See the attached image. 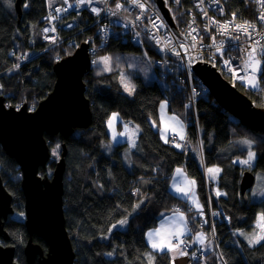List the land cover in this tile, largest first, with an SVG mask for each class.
<instances>
[{
  "label": "trees",
  "instance_id": "16d2710c",
  "mask_svg": "<svg viewBox=\"0 0 264 264\" xmlns=\"http://www.w3.org/2000/svg\"><path fill=\"white\" fill-rule=\"evenodd\" d=\"M15 1L0 0V94L10 104H37L54 86L56 76L53 65L57 58L73 53L75 45L68 47L65 43L47 49L38 32V23L47 9L46 0H22L20 20ZM76 14L81 18V27L70 33L75 35L80 45L85 38L81 35L86 33L87 37L94 27L90 18L85 22L83 14ZM70 33L65 35L70 36ZM142 49H146L153 60L155 52L147 41L135 45L113 38L102 53H139ZM34 51L40 53L18 63L21 57L30 56ZM134 80L135 91L130 96L123 91L118 68L104 72L97 66L93 67L84 77L86 97L91 104V126L77 129L66 138L46 135L54 147L63 143L67 146L63 203L67 232L75 252L74 264H171L169 253L151 250L146 232L155 227L159 217L170 211L173 205L186 204L169 189L177 166H185L206 203V182L200 153L197 157L191 150H178L160 137L161 103L168 94L169 109L183 113L182 94L172 86L165 92L158 82L146 83L140 76ZM242 92L264 108V93ZM198 111L201 141L193 126L188 127L187 136L196 151L201 145L207 167L221 169L218 188L224 191L225 196L213 197V205L229 218L227 223L218 226L226 262L264 264V240L250 245L241 235L247 230L257 231L260 214L264 213V200L244 202L240 180L245 169L234 162V159L248 154V150L239 148L236 142L248 139L256 153V164L251 170L264 171V134L238 121L212 96L209 101L198 102ZM113 112L119 113L124 121H132L138 126L140 135L134 150H129L126 143L117 144L110 154L103 150V143L110 140L107 121ZM124 153H127L126 157ZM54 166L55 161L51 159L42 172L51 174ZM0 176L13 197L15 213H25L21 170L1 145ZM210 185H213L212 182ZM129 215V227L115 230L107 237L111 225ZM5 229L10 240L4 242L0 239L1 243L14 245L15 261L27 264L24 247L29 236L24 220L11 216L5 222ZM34 240L46 253L48 246L45 240L37 236ZM151 251L154 253L149 259L146 255ZM36 264H39L38 261Z\"/></svg>",
  "mask_w": 264,
  "mask_h": 264
},
{
  "label": "water",
  "instance_id": "95a60500",
  "mask_svg": "<svg viewBox=\"0 0 264 264\" xmlns=\"http://www.w3.org/2000/svg\"><path fill=\"white\" fill-rule=\"evenodd\" d=\"M156 3L172 28L178 30L164 0ZM15 10L21 13L22 0L15 1ZM90 46L82 42L75 51L54 64L57 81L54 89L42 99L36 110L29 112L27 106L16 109L8 107L6 97L0 94V145L7 156L15 159L21 169L22 189L25 197L24 223L28 241L24 247L27 264H74L75 252L66 227L64 212V174L67 148L63 144L60 160L52 178L40 176L51 157L47 135L69 137L77 129H87L92 123L90 100L86 97L84 75L91 70ZM196 75L209 88L214 100L229 114L250 129L264 134V108L236 87L231 86L208 63L194 65ZM255 175L245 171L240 180V193L244 202ZM15 212L13 197L0 176V239L9 242L5 222ZM34 236L45 240V253ZM16 247L2 244L0 240V264H19L15 261Z\"/></svg>",
  "mask_w": 264,
  "mask_h": 264
},
{
  "label": "built area",
  "instance_id": "2783aa9c",
  "mask_svg": "<svg viewBox=\"0 0 264 264\" xmlns=\"http://www.w3.org/2000/svg\"><path fill=\"white\" fill-rule=\"evenodd\" d=\"M104 1L79 3L78 0H64L62 4L48 6L40 19L44 23L41 39L49 44L67 43L68 47L76 45L75 36L70 32L81 27L77 18L72 17L78 13L74 9L79 6L86 8V22L93 16L96 18L91 25L96 27V31L87 39L92 54L107 48L113 38L123 42L130 41L135 45H142L147 41L155 52L153 61L159 72L165 75L176 91L183 93V109L189 123L198 132V102L205 101L210 92L201 86V79L192 70V65L196 62H191L193 78L191 83L187 82L182 64L191 60L192 54L186 51L189 46L181 47V40L190 42L195 56L215 67L232 85L248 87L247 81L252 75L258 78L259 86L264 85V20L260 19L264 16L262 0H246L252 9L248 8L249 5L242 8L240 0H195L200 17L191 10H186L184 0H170L172 6L180 12L187 11L185 17L178 21L180 27L184 28L179 34L154 0H138V3H133V0H107L108 4ZM117 4L122 7L117 8ZM139 4H143V7H139ZM93 8L98 11H92ZM224 25H227L226 29ZM237 25L246 27L247 32L237 28ZM66 33L71 35L66 36ZM253 47L256 48L254 55L260 61L254 74L251 69L245 71L243 67ZM225 61L229 63L226 64ZM231 69H235V74ZM245 76L248 79H240ZM192 115L195 116L194 120ZM228 220L219 211L210 210L209 214H201V226L215 239H218V225L225 224ZM217 244L219 245V241ZM219 261H223V258L220 257Z\"/></svg>",
  "mask_w": 264,
  "mask_h": 264
},
{
  "label": "rangeland",
  "instance_id": "374dc122",
  "mask_svg": "<svg viewBox=\"0 0 264 264\" xmlns=\"http://www.w3.org/2000/svg\"><path fill=\"white\" fill-rule=\"evenodd\" d=\"M70 1H74V0H70ZM184 1L186 2V10L189 9L195 15L200 17V14L198 13V10H197V6H196L195 0H184ZM46 2H47L48 6H53V5L62 4L64 2V0H46ZM94 2L98 3V0H94ZM104 2L106 4L109 3V1H107V0H105ZM164 2H165L166 7L170 10V16H171V18L173 20L174 25L176 26L177 29L181 28L178 21H181L185 17V14L187 13V11L185 10L183 12H180L179 9H177V8L172 6L170 0H164ZM154 3L157 5L156 0H154ZM240 4H241L242 8L244 6H246V5H249L248 8L252 9V6L249 3H247L246 0H240ZM157 7H158V5H157ZM240 10L243 11V9H240ZM74 11L80 13L81 15L82 14L84 15V13L86 11V8L76 6ZM72 17L77 18V20L81 23V18L79 17V15H77L75 13V14L72 15ZM84 17H85V15H84ZM95 19L96 18L93 16L91 18V21L94 22ZM85 22H86V19H85ZM38 26H39L38 32H39L40 37H41V35L43 34L44 23L40 20V23H38ZM95 31H96V27H94L93 31L90 34H88L87 37H86V33L84 35H81L82 37H85L84 38V42H87V39L89 38V36L93 35L95 33ZM76 42H77V44L75 45V47L74 46H71V47H74L76 49L79 46L78 39H76ZM105 49L106 48H104L103 50H105ZM99 53H101L102 55L99 54ZM99 53L97 54V58L95 60L96 66L100 70H102L104 72H109L111 70H116V68H118L120 70V83H121V85L123 87L124 92L129 94V95H133L134 91H132L131 93L129 91H127L125 89V84L127 83L130 86H133L134 90H135V80L134 79H135V77H138V76H140L146 83L158 82L160 84V86L162 87V89L165 90V92H166L167 89L171 88L170 83L166 82L161 77L159 70L156 69L154 61L152 60V58L150 57V55H149V53L147 52L146 49H142V52H139V53H135V52H121V53H114V54L110 55V54L102 53V50L99 51ZM105 57L110 58L107 63H105V60H104ZM29 59L30 58L27 59L25 56H23L22 59L21 58L19 59L18 63L26 62ZM228 74H230V73L228 72ZM122 77L124 78L123 82H122ZM250 77L251 78L249 80H251L253 83H255V85H256L255 87H252L249 84V80L247 81L248 87L243 86V85H237V87L241 88L242 90H247L248 89V90H250L252 92H256V90H259V89H264V85H261V86L258 85V78L257 77H255L254 75H252ZM182 99H183V94H182ZM167 101L169 102V106H170V101H169V98H168V94H167L166 100H164L162 102V105L160 107V108H164L165 106L167 107L166 111L163 110L162 116L160 115V108H159V120H160L159 132H160V137H161V131L162 130H164V132H166V133L167 132L169 133V129H175L176 130V134H174V136H172L170 138V140L168 142H165V143H169L170 142L175 148H177V146H181V148H177L178 150H183V149H186V151L191 150L192 154L196 155L197 157H198L199 153L202 155V158L200 157V160H201L200 165H201V169L203 170V173H204V176H205L204 179H205V182H206V185H205V195H206L205 201H206V203H204V207L201 210H199V211H197L193 206L188 205V204L187 205L190 207V210H191V212L193 214L197 212L199 226L204 231V233L208 236V240H209L211 248H212L211 249V255H212V260H213L212 264H227L225 256H224V253H223V250H222V247L220 245V241H222V239H220V237H219L218 227H217L218 239H215L212 236L211 233H209L206 229H204L201 226V214L203 212H206L207 214H209L210 210L223 212L220 208H217V207H215L213 205V197L217 198V197H220V196H223V195L225 196V194L223 193L224 191L222 192V190H220L218 188V176L220 174V171L219 172L209 173L208 169H210V167H207L205 165V163H204L203 151L201 149V145L200 144H199L198 151H196L195 147L192 145V143L190 141L189 142H186V141L181 142V140H180L181 139V135L186 132V129L188 130L189 126H191V127L193 126L194 127V129L196 130L197 138H198V140L201 141V128H200V131L198 132L196 127L189 123V120L187 118V115H186L184 109H183V113H177V112L174 113V116L177 118L178 122L172 123L171 120L169 119V117L167 116V114L172 115V113L169 110L168 105L166 104ZM263 102H264V100H263ZM22 104L18 103L17 105L22 106ZM261 105H263V104H261ZM182 108H183V106H182ZM172 112H174V111H172ZM179 123H180V125H179ZM177 134L179 136H177ZM132 137H133V135H132V133H130L129 134V138L131 139ZM187 138H188V136H187ZM244 141H250V140H248V139L240 140V141L236 142L237 146L239 148H241V149H247L248 152L252 151V152L255 153V151H253L252 148H251L252 147V142L250 141L251 144L249 145V144L244 143ZM116 145H117V143L115 142V139L114 138L113 139L110 138L109 141H106V142L103 143V150L110 154L113 151V149H114V147ZM130 149H131V147H130ZM131 150H133V148ZM51 152H52L51 159L54 160V161H57L60 158V154H61L60 147L58 145L56 147L53 146ZM124 155L126 157L127 153H124ZM247 157H248V154L244 158L239 157L240 163H241V161L247 159ZM234 162L236 164L239 163L238 161H235V159H234ZM126 164L129 166L128 160H126ZM241 164L245 166V167L241 166L245 170H246V168L252 169V167H254V165L256 164V153H255V159L251 162V165H246V164H243V163H241ZM254 174H255V183L249 189L247 197H248V201L250 200L251 202L257 203V202H260V201L264 200V171H262L260 169H256L254 171ZM208 177L210 178V180L208 179ZM211 179L214 181V184H213L214 186L210 185V182H212ZM207 189L209 190V195H207ZM139 204L140 203L137 204L136 209L138 208ZM136 209H135V211H136ZM171 210H173V211L179 210V212H182L181 205H179V204L173 205ZM130 216L131 215L125 216L124 218H122L118 222L112 224L111 227H110V231H109L107 237L115 230H126L127 227H129L128 226V222H129ZM13 217L24 220L25 219V213H15L13 215ZM122 220L126 221V223L120 224L119 222L122 221ZM113 226H115V227H113ZM254 232H255V229H251L250 231H248V230L244 231V232H242L243 235L241 234L242 238L244 240L248 241L247 236L251 235ZM190 240H191V237H189V236L183 239V241H184L183 242V251L186 254L190 255L191 264H205L207 262V255L208 254L204 250H202L201 248H198L197 246H199V245L191 246L190 245ZM218 241H219V245L217 244ZM198 252L202 253V255L195 256ZM153 253H154L153 251L147 253V255H146L147 258L150 259V256H151V254L153 255ZM220 257L223 258V261H219Z\"/></svg>",
  "mask_w": 264,
  "mask_h": 264
},
{
  "label": "crops",
  "instance_id": "0c3cea01",
  "mask_svg": "<svg viewBox=\"0 0 264 264\" xmlns=\"http://www.w3.org/2000/svg\"><path fill=\"white\" fill-rule=\"evenodd\" d=\"M166 104L169 107V102L168 101L166 102ZM161 105H162V103H161ZM161 105H160V107H161ZM163 110L166 111L167 107L165 106L164 108H160V115L161 116H162ZM170 112L172 113V115L167 114V116L169 117L171 122L172 123L178 122L177 118L174 116L175 112H172L171 110H170ZM113 114H116V118L115 119H113ZM113 114L111 115V117L109 118V120L107 122L108 132H109L110 138L113 139V137L115 135V142L117 144L126 143L128 145V147H129V149L131 147V149L133 148V150H134L136 145H137L138 138H139V135H140V130H139L138 126L135 123H133L132 121H127V122L123 121V119L121 118V116H119L118 113H113ZM173 118H175V119H173ZM110 121L112 122V126L109 125ZM120 122H122V124H121V127L119 128L118 124ZM179 125H180V123H179ZM125 132L127 133L126 135H124V136L119 135L120 133H125ZM133 132L135 133L134 135H133ZM130 133H132V135H133V137L131 139L129 138V134ZM167 133L164 132V130L161 131V138H162V140L164 142H168L170 140V138L172 136H174V134H176V130L175 129H169V133L168 134ZM177 136H179V135L177 134ZM181 137H183V138L180 139L181 142H184V141L189 142L188 138H187V129H186V132L181 135ZM133 140L135 141V147L132 146V141ZM177 148H181V146H177ZM200 157L202 158L201 154H200ZM235 161L239 162V163H237L238 165L244 166V165H242L240 163V159L239 158H236ZM178 168L182 169L184 171V173H186L187 178L189 180H193L189 176L187 170L185 169V167L183 165L177 166L174 169L173 173H172V177H171L170 184H169V189H170L171 193L173 195L179 197L183 201H185L186 204L193 206L197 211L201 210L204 207V202H203V200H202V198L200 196V193L197 190L196 183L193 186V192H194V197H195L196 201L201 206L200 208H197L196 205L193 204V199H192V194L191 193L189 194V196L186 197L182 193L176 192V190L173 188L174 182H176L177 180L181 179V178H177L176 177V169H178ZM210 168L219 169V171L221 173V169L219 167H217V166H213V167H210ZM208 179L210 180L209 177H208ZM212 184H214L213 180H212ZM247 195H248V192H247ZM180 213H182V212H180ZM159 218L160 219H159L157 225L155 227H153V228H150L146 232L147 241H148V243L150 245L151 250L156 251V252H167V253H169L170 256L172 257V264H191L190 255L189 254L180 255V250H183V243H180V240H183L184 238L189 236V237H191V240H190V245L191 246L199 245L197 247L201 248L202 250H204L208 254L207 255V262L205 264H212V261H213L212 260V255H211V249L212 248H211L210 242L208 240V236L204 233V231L199 226L197 212L192 214V215L185 216L183 214V217H178L176 215V211L170 210V211L164 212ZM169 218H171V219H169ZM173 221H175V224H173ZM185 223H186V226H187L188 230L185 231L184 235L180 236L178 239H176V238L172 239V243L173 244H179V249H173L172 251H169L167 249H165L164 251H158L157 249L152 248L151 241L148 238V233L149 232L153 231L156 228H160L162 224L165 225L166 227L170 228V229H173V228H175L177 226L183 228ZM201 234H203L204 237H205V241H204L203 244H200L197 241V236H199Z\"/></svg>",
  "mask_w": 264,
  "mask_h": 264
},
{
  "label": "snow or ice",
  "instance_id": "6c2138e0",
  "mask_svg": "<svg viewBox=\"0 0 264 264\" xmlns=\"http://www.w3.org/2000/svg\"><path fill=\"white\" fill-rule=\"evenodd\" d=\"M79 3H85L88 2L90 3L91 0H78ZM133 3H138V0H133ZM262 4H264V0H262ZM117 8L122 7L120 4L116 5ZM139 7H143V4H139ZM92 11L96 12L98 11L97 9L93 8ZM261 20H264V16L260 17ZM225 29L227 28V25L223 26ZM237 28H241L243 31L247 32V28L241 25H237ZM54 30V29H53ZM258 43V42H257ZM181 47H183V45H181ZM219 51V48H218ZM256 52V48L253 47L252 52L248 53V59L246 61H244V70L247 71L248 69H251L253 74L257 71L258 66L260 65V61L258 59H256L254 53ZM110 58L105 57V63L108 62ZM226 64H228V61H225ZM234 74H235V69H231ZM123 77H122V82H123ZM240 79H248V77H240ZM249 84L252 87H255V83H253L251 80H249ZM125 89L127 91H129L130 93L132 91H134V87L130 86L129 84H125ZM163 107V106H162ZM116 118V114H113V119ZM175 119V118H173ZM109 125L112 126V122H109ZM127 127V126H126ZM127 133H120L119 135L124 136ZM135 133L133 132V135ZM115 139V135L113 137ZM183 138V137H181ZM244 143L246 144H251L250 141H244ZM132 146L135 147V141H132ZM255 159V153L252 151L248 152V157L247 159L241 161V163L246 164V165H251V162ZM209 173H213V172H219V169H208ZM176 177L177 178H181L179 180H177L176 182H174L173 184V188L176 190V192L178 193H182L184 196H189V194H192V199H193V204L196 205L197 208H200L201 206L198 204V202L196 201L195 197H194V192H193V186L195 185V181L194 180H189L187 178L186 173H184V171L182 169H176ZM176 215L178 217H183V213H180L179 210H176ZM171 219V218H169ZM120 224H124L126 223V221H120ZM173 224H175V221H173ZM115 227V226H113ZM257 231L252 233L251 235L247 236L248 239V243L251 244H256L259 243L260 241L264 240V213L260 214L259 220L257 222ZM187 226L186 223L184 225L183 228L177 226L173 229H170L168 227H166L165 225H161L160 228H156L153 231L148 233V238L151 241V246L154 249H157L158 251H164L165 249L172 251L173 249H179V244H173L172 243V239L176 238L178 239L180 236L184 235L185 231H187ZM243 235V233H241ZM197 241L200 244H203L205 241V237L203 234L197 236ZM183 240H180V243H183ZM186 253L183 252V250H180V255H185Z\"/></svg>",
  "mask_w": 264,
  "mask_h": 264
},
{
  "label": "bare ground",
  "instance_id": "6f19581e",
  "mask_svg": "<svg viewBox=\"0 0 264 264\" xmlns=\"http://www.w3.org/2000/svg\"><path fill=\"white\" fill-rule=\"evenodd\" d=\"M16 13H17V15H18V18H19V20L21 19V17H22V14H23V6H21V13L19 14V12L18 11H16ZM178 30V34L179 33H182L183 31H184V28H178L177 29ZM42 40V39H41ZM181 40V39H180ZM42 42H43V40H42ZM44 44H46L45 46H46V48L47 49H49V48H52L53 46H55V45H60V44H49V43H45V42H43ZM181 43H182V45H183V47L182 48H184V47H186V46H189V49L188 50H186L188 53H190V54H192V59L191 60H188V61H185L182 65H183V68H184V70L186 71V80H187V82L188 83H191V80H192V78H193V73H192V71L190 70V65H191V62H196V63H194L193 65H192V70H193V72L196 74V72H195V70H194V65L195 64H197V63H206L205 61H203V60H200V58L198 57V56H195V52H194V50H193V47H192V44L190 43V42H188V41H182L181 40ZM40 53V51H34V52H32L31 53V55L30 56H25L27 59L28 58H32V57H34V56H36V55H38ZM99 52H97V53H95V54H92V53H90L91 54V67L93 68V67H95L96 66V62H95V60H96V58H97V54H98ZM72 54V53H71ZM70 54V55H71ZM67 56H69V55H67ZM64 57H66V56H64ZM64 57H59V58H57V61L56 62H58V61H60L62 58H64ZM21 59H22V57H21ZM55 62V63H56ZM54 63V64H55ZM92 68H91V70H92ZM90 70V71H91ZM53 71H54V65H53ZM89 71V72H90ZM54 73H55V71H54ZM88 73V72H87ZM86 73V74H87ZM218 73L221 75V77L224 79V80H226L225 78H224V76L218 71ZM85 74V75H86ZM85 75H84V77H85ZM160 75H161V77L166 81V82H168L167 81V78L165 77V75L163 74V73H160ZM55 76H56V73H55ZM56 81H57V78H56V80H55V83H56ZM202 81V80H201ZM227 81V80H226ZM85 82V81H84ZM228 82V81H227ZM55 83H54V86H55ZM86 84V83H85ZM231 84V83H230ZM54 86H53V88H52V90L54 89ZM201 86L203 87V88H207L208 90H209V88L203 83V82H201ZM231 86H233V87H236L237 89H239L241 92L243 91L241 88H239V87H237V86H234V85H232L231 84ZM123 88V87H122ZM51 90V91H52ZM51 91H49L48 92V94L51 92ZM124 91V90H123ZM135 91V90H134ZM247 91H249L248 89H247ZM264 91V89H259V90H256V92L258 93V94H261V93H264L263 92ZM209 92H210V96L205 100V101H209V100H211V96H212V94H211V91L209 90ZM243 93V92H242ZM48 94L43 98V99H45L47 96H48ZM127 94V93H126ZM183 94V93H182ZM3 95V94H2ZM127 95H129V94H127ZM246 95V94H245ZM131 96V95H130ZM213 97V96H212ZM42 100V99H41ZM40 100V101H41ZM183 100H184V97H183V99H182V106H183ZM39 101V102H40ZM39 102L36 104V103H28V102H17V104L18 103H23L22 104V106H19V105H17V104H10V103H8L7 102V99H6V101H5V103H6V105L8 106V107H10V106H15L16 107V109H20L21 107H23V106H27V109H28V111L29 112H33V111H35L36 110V108H37V106H38V104H39ZM252 103L254 104V105H256L257 107H261V106H259L258 104H256V102L255 101H252ZM263 108V107H262ZM113 113H117V112H113ZM112 113V114H113ZM119 114V113H118ZM119 116H120V114H119ZM194 115H192V118H193V120H194ZM122 118V117H121ZM124 121V120H123ZM108 122V121H107ZM125 122H127V121H125ZM119 124H122V122H120ZM119 124H118V126H119ZM46 135L47 134H45V139L47 140V142H48V144L50 145V148H51V151H52V148H53V145H52V142H51V140L50 139H47V137H46ZM54 143V142H53ZM63 144H65V143H63ZM63 144H61L59 147H60V149H61V154H60V158H61V155H62V151H63V147H62V145ZM66 145V144H65ZM66 148H67V146H66ZM51 157H52V152H51ZM51 157H50V160H51ZM60 158L57 160V161H55V166H54V169H53V171H52V173L50 174V173H43L42 172V170H46V168H47V166L45 167V168H41L40 170H39V175L40 176H48V178H52V176H53V173H54V170H55V167H56V164H57V162L60 160ZM254 167H255V165H254ZM254 167H252V169L254 168ZM245 171H251L253 174H254V172L251 170V169H247V170H245ZM255 175V174H254ZM254 183H255V177H254V181H253V184H252V186L254 185ZM251 186V187H252ZM250 187V188H251ZM181 209H182V213L185 215V216H188V215H192L193 213L191 212V210H190V207L187 205V204H182L181 205ZM200 255H201V253L200 252H198ZM170 255V254H169ZM171 264H172V257H171Z\"/></svg>",
  "mask_w": 264,
  "mask_h": 264
},
{
  "label": "flooded vegetation",
  "instance_id": "af4514ba",
  "mask_svg": "<svg viewBox=\"0 0 264 264\" xmlns=\"http://www.w3.org/2000/svg\"><path fill=\"white\" fill-rule=\"evenodd\" d=\"M29 109V108H28ZM53 136V135H52ZM57 136H60V135H57ZM50 161V160H49ZM49 163V162H48ZM47 163V165H48ZM20 168V167H19ZM21 170V169H20ZM15 214V212L13 214H11L10 216H13Z\"/></svg>",
  "mask_w": 264,
  "mask_h": 264
}]
</instances>
